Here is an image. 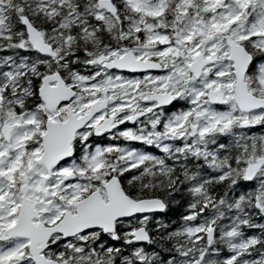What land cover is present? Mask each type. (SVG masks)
I'll return each mask as SVG.
<instances>
[{
	"label": "snow or ice",
	"instance_id": "snow-or-ice-1",
	"mask_svg": "<svg viewBox=\"0 0 264 264\" xmlns=\"http://www.w3.org/2000/svg\"><path fill=\"white\" fill-rule=\"evenodd\" d=\"M0 264H264V0H0Z\"/></svg>",
	"mask_w": 264,
	"mask_h": 264
}]
</instances>
